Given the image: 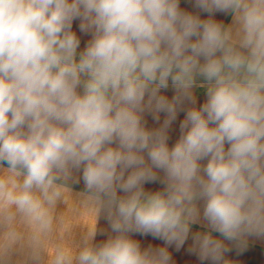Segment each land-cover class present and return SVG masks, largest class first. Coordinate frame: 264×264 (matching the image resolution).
<instances>
[{
	"label": "clouds",
	"instance_id": "clouds-1",
	"mask_svg": "<svg viewBox=\"0 0 264 264\" xmlns=\"http://www.w3.org/2000/svg\"><path fill=\"white\" fill-rule=\"evenodd\" d=\"M188 2L195 11L182 0H0V211L15 206L46 231L56 181L80 171L115 235L76 264H173L169 247L188 241L201 203L209 230L188 248L201 260L228 264L225 241L243 251L264 237V0ZM55 264L72 262L61 252Z\"/></svg>",
	"mask_w": 264,
	"mask_h": 264
},
{
	"label": "crops",
	"instance_id": "crops-1",
	"mask_svg": "<svg viewBox=\"0 0 264 264\" xmlns=\"http://www.w3.org/2000/svg\"><path fill=\"white\" fill-rule=\"evenodd\" d=\"M181 7L195 11L188 0H182ZM215 18L226 25L230 24L232 19L231 14L219 13ZM78 23L79 21L74 22L73 29L81 37V48H83L90 37L79 32ZM196 92L197 103L203 104L206 100V90L199 88ZM162 93L171 98L174 90L169 87L167 90H162ZM185 115V112H180L171 126L170 146L180 136L179 126ZM145 119L149 128L159 126L151 114L146 113ZM163 119L164 114L161 113L160 123ZM0 175H8L6 164L0 166ZM18 179L22 181L23 177ZM56 184L60 196L53 205L45 203L51 219L50 228L46 231H38L34 223L24 214L16 211L15 206L0 211V264H55L56 257L61 252L71 258L72 264H76L75 257L85 246L103 243L115 235L110 229L106 210L86 189L80 171L71 170L67 176H62L56 181ZM162 188L163 185L159 182L145 185L146 191H158ZM118 194L123 195V193ZM200 208V218L192 225L191 234L185 245L179 251L174 246L169 247L173 264H210V261L201 260L197 254L188 251L192 244L191 235L209 230L207 222L203 219L202 203ZM93 232H96L94 239ZM131 236L145 249L149 245L164 246L162 240L155 239L151 235L131 234ZM213 236L223 240L218 233L214 232ZM225 244L231 248V251L225 254L228 264H264V237H248L247 247L243 251L231 242L225 241Z\"/></svg>",
	"mask_w": 264,
	"mask_h": 264
}]
</instances>
